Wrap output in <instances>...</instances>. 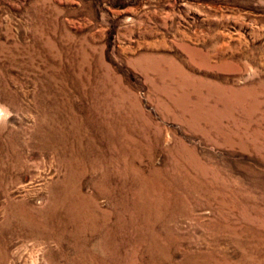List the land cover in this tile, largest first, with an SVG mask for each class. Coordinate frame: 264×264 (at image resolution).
<instances>
[{"label": "rangeland", "instance_id": "obj_1", "mask_svg": "<svg viewBox=\"0 0 264 264\" xmlns=\"http://www.w3.org/2000/svg\"><path fill=\"white\" fill-rule=\"evenodd\" d=\"M0 264H264V0H0Z\"/></svg>", "mask_w": 264, "mask_h": 264}]
</instances>
